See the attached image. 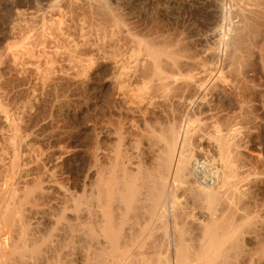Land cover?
I'll return each instance as SVG.
<instances>
[{
	"label": "bare ground",
	"instance_id": "bare-ground-1",
	"mask_svg": "<svg viewBox=\"0 0 264 264\" xmlns=\"http://www.w3.org/2000/svg\"><path fill=\"white\" fill-rule=\"evenodd\" d=\"M110 1L48 0L41 12L29 15L25 47L43 54L47 69L65 62L67 69L79 68L90 59L106 67L114 97L98 126L108 142L92 139L80 153L86 167L73 187L56 170L60 152L35 145L37 134L26 120L29 107L21 105L22 112L0 107V264H229L227 244L237 248L239 241V201L250 193L249 202L261 206L248 191L264 179V167L247 159L241 129L224 106L250 118L254 83L246 70L254 54L264 67V0L236 3L232 10L242 27L229 28L223 47L219 42L218 48L202 50L186 44L187 36L179 35L183 43L169 30L135 25L113 12ZM135 2L144 11L153 8V0ZM69 22L77 32H70ZM256 217L243 219L263 222ZM156 223L172 227L174 261L169 232L158 251H148Z\"/></svg>",
	"mask_w": 264,
	"mask_h": 264
},
{
	"label": "rangeland",
	"instance_id": "rangeland-1",
	"mask_svg": "<svg viewBox=\"0 0 264 264\" xmlns=\"http://www.w3.org/2000/svg\"><path fill=\"white\" fill-rule=\"evenodd\" d=\"M47 1L48 0H0V101L3 102V104L0 103V105H2L0 107L6 111L18 110V112L19 111L22 112L25 109V107H29L26 108L27 118H28V119L26 118V120L30 121V123L28 124L31 127L30 128L31 132L32 133L36 132L34 135L37 134L35 145L40 147L41 148L40 150L44 149L48 153H52L54 151L60 152V155L57 156L59 157V159L61 157V160H58L59 166L56 170H59L57 171L58 175L61 178H63V180H65L67 184H70V186L73 187V185L75 186V184H78L80 182L83 171L86 167L85 165L86 162L84 161V158H81L82 156L80 153L88 149L92 145V143H94L93 141L96 138L98 142L100 140L101 143L108 142L106 141L107 139L105 138V136L104 137L102 136L103 133L101 132L100 127L98 126H100L103 119H105L106 116H108L107 113L110 111L109 108L111 105V102L109 101L111 98L114 97V95L112 94V91H110L112 89L107 85L108 84L107 79H109V76L107 77V75H109V73L106 72L107 71L106 67L98 68L97 64L96 65L95 63L92 64V62H90V59H88V57L91 58V56H88L86 54L82 55L83 58L87 56L85 59H88L87 62H83L85 65L83 64L82 67L79 66V68L78 67L75 68L76 66H72V68L67 69L71 66L66 64L65 62L64 64L62 63V65L58 64L59 65L58 68H57L58 65L56 64V66H54L55 68L53 67L54 69L53 70L50 69L52 70L50 71L49 69H47V67H45L46 63H44L45 61L43 54L37 52L35 48L33 49V51H31L27 46L25 47L27 41H29L30 39L29 37L31 36V34L28 32V27L31 25L30 22H32L31 20H29V17L32 15L31 12L35 13L36 10L37 12L38 10L40 11L39 6L44 7L43 4L45 5ZM238 1L236 2L235 0L234 1L233 0L232 1L231 0H223V1L222 0H173V3L169 5L163 3L162 1L159 2L153 0V4H152L153 6H151L153 8H150L147 11L141 9L140 6H138V4L135 2V0L134 1L111 0L110 4L113 5L114 8L115 7L117 8V9L115 8V10L117 11L113 10V12L117 13L118 11H120L118 12L119 16L124 15L121 16L122 18L123 17L126 18L128 16L127 18L128 20L129 19L131 20L130 22L134 23L137 21L135 25L137 24L147 29L148 26L151 29L157 26L156 28H159L158 30L160 31H164V29H166V31L164 32L167 33L170 32L169 33L170 35L172 33L171 37H173L174 34L176 36L175 38L176 40L181 38L183 39V37L187 36V38H185L186 40L183 39L185 40L186 44L188 43V45L190 46L192 45V48L194 49L200 50L201 48L202 50L203 48L206 49V48H218L220 46L223 47L227 42L226 40L227 33L231 34L230 29L236 26L237 27L235 29L242 27L241 20L237 15L234 14L232 10V8H235L236 3L240 5L241 3H243V0H240V2ZM230 3L233 4L232 7H230L231 6ZM243 4L245 5V3ZM18 14H20L19 17ZM137 19H140L141 21ZM237 20L239 22H237ZM141 22L143 23V26L140 25ZM72 23L75 22H71V23L69 22V24L72 25L70 27V32L75 33L76 29L74 30V24ZM240 24L241 26H239ZM32 25H35V27H37L36 23H32ZM145 25L148 26L146 27ZM179 35L181 36V38L179 37ZM174 37L172 39H174ZM260 38L262 40L264 39V30L261 31ZM183 40L182 42L185 43ZM219 42L220 43L222 42V45L219 46L220 44ZM13 52L14 53L17 52L18 54H20L17 57L19 60L17 58L16 60H14L12 57L9 58L10 53ZM32 54L35 56H33ZM38 56L39 59L41 58L42 59L39 60ZM12 59L15 61V63L18 62L16 63L17 66H15L14 61H12ZM11 62H13L14 65ZM22 64L23 67H19L22 66ZM248 67L249 68H247L246 70V77L249 80L250 84L252 83L256 84V85L252 84L253 89L251 90V94H249L248 97L249 98L248 108L250 111L248 110L247 113H249L250 118L245 120L247 116H245V114L242 112L240 114H237L240 111L231 109L230 105L229 106L225 105L224 107H227V113L233 116L231 118L234 117L236 118V120L233 119V121L230 118L231 120L230 122L233 123V125L235 121L238 123L237 124L235 122V124H237L236 130H238L239 127L241 129L239 130L241 131L240 132L241 135L239 136L241 140L240 144L242 150L244 149L245 152L247 153L246 154L247 159H249V162L252 163L254 166H256L258 169H261L264 167V129L262 127V125L264 124L263 122L264 121V100H263L264 99V94H263L264 67L262 65V60H260V57L257 54H254L251 57L248 63ZM60 68L62 70H60ZM47 71L49 74L47 73ZM72 74L74 76H72ZM41 75H43L44 77ZM43 78H45L44 81ZM43 82L46 84L45 86L46 88L42 90V87H44L45 85L43 84ZM101 85L103 87H101ZM100 87L101 89H99ZM31 89L33 90V92L34 91L35 92L33 93ZM31 93L33 94L36 93L35 94L36 97L33 94L31 95ZM109 95H111L112 97H110ZM32 98L35 99L37 98L38 102H36L35 99H33L34 100L33 102L35 104L37 103L38 106L36 107L34 103L33 105L32 103H29L25 106L26 101L27 103L29 101L32 102L31 100ZM30 104L32 106L31 109H30ZM21 105L24 106V109L22 108ZM19 106L22 109L17 108ZM6 108L9 109L7 110ZM243 117L245 121L243 120ZM257 118L258 120L256 121ZM27 122L28 121H26V123ZM203 122H209V121L203 120ZM2 123L0 122V125ZM0 127H2V125ZM241 127L243 128V130ZM245 130L246 132L244 133ZM258 157L260 159H258ZM261 180L257 181V184L253 183L254 185L252 184V187H250L251 191H248L251 192V196L253 195V199H255L261 206L259 207L257 206L258 207L257 208L251 204L252 201L249 202L250 193L248 192H247L248 194L245 193L244 196H242L239 201L238 208L240 210L238 209L237 211L238 213H236L237 215L236 219H238L236 221L237 224L238 222H240L239 223L240 225L235 224L234 227L237 225L236 228L238 229V231H240L238 236L240 242L238 241V244L235 243L240 247V249L238 246L237 249L236 247H233L232 244H227V248H229L230 245V250L228 249L226 250L228 251L229 254L227 253L228 258H226L225 260L229 264L231 263L264 264V252H263L264 251V218H263L264 217V209H263L264 179ZM242 189L243 191L245 190L243 186ZM253 211L255 214L256 213L257 214L255 215ZM247 214L253 215V217H256L258 215L259 217L257 216L256 219H259L261 217L262 219L261 218L260 219L263 222L258 221L259 225L257 224L256 221L253 220L246 222L243 218ZM239 217L241 218L239 219ZM156 224L157 226L154 232L155 239L153 238L154 247L153 245L151 246L148 245L149 248L148 251L149 250L152 251L153 249L154 251L155 249H157L156 251H158L160 243H162V241L165 239L164 234H166V232H169L167 234V237L169 236L168 239H170V244H171V254H169L170 255L169 257L172 261H174L173 258L174 249L172 247L173 246L172 244L173 231L171 229L172 227L169 226L170 229L168 227L167 228L168 230H164L163 228H160L158 223ZM234 227H233L234 230L233 229L231 230L235 231ZM186 228L187 229H185V231L186 230L187 232L188 230L190 231L188 227ZM195 232L198 234L197 231ZM151 247L153 249H151ZM234 248H236L237 251H233ZM152 257L153 259L155 258V260L158 259L157 255H154ZM232 257L234 259H232ZM227 259L230 260L227 261Z\"/></svg>",
	"mask_w": 264,
	"mask_h": 264
}]
</instances>
